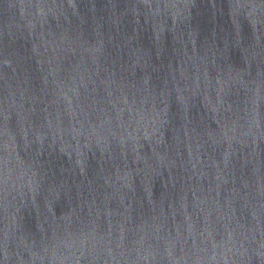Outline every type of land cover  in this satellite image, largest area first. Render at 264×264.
Instances as JSON below:
<instances>
[{"label": "water", "instance_id": "water-1", "mask_svg": "<svg viewBox=\"0 0 264 264\" xmlns=\"http://www.w3.org/2000/svg\"><path fill=\"white\" fill-rule=\"evenodd\" d=\"M0 264H264V0H0Z\"/></svg>", "mask_w": 264, "mask_h": 264}]
</instances>
